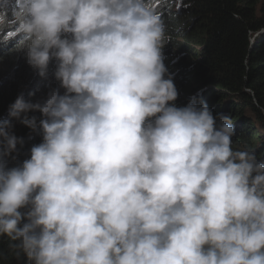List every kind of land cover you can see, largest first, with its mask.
<instances>
[{"label": "clouds", "instance_id": "clouds-1", "mask_svg": "<svg viewBox=\"0 0 264 264\" xmlns=\"http://www.w3.org/2000/svg\"><path fill=\"white\" fill-rule=\"evenodd\" d=\"M6 7L0 39L22 33L17 50L41 76L55 58L65 89L9 106L33 130L28 113L44 117L30 159L13 168L0 160V236L17 256L264 264V161L233 149L231 117L216 128L207 103H169L178 92L165 78V26L151 0H15L8 20ZM0 137L4 157L23 144L7 127Z\"/></svg>", "mask_w": 264, "mask_h": 264}, {"label": "trees", "instance_id": "trees-1", "mask_svg": "<svg viewBox=\"0 0 264 264\" xmlns=\"http://www.w3.org/2000/svg\"><path fill=\"white\" fill-rule=\"evenodd\" d=\"M151 6L160 15L170 43L169 50L166 44L162 48L165 78L171 74L178 97L169 103L176 107L207 103L216 128L221 115L231 117L233 149L252 150L257 162L264 161V0H151ZM12 12L14 4H9L6 20ZM6 25L0 22V33ZM22 36L0 39V127L23 138L18 152L0 155L7 168L30 159L32 146L43 141L39 120L44 118L38 110L28 113L37 117L33 130L12 117L9 106L21 94L26 102L43 103L53 89L65 93L54 75L56 59L50 60L47 73L41 76L27 62L25 50H17ZM177 46L180 53L167 54ZM4 144L0 137V154ZM29 207L19 211L26 213ZM26 222L22 220L19 226ZM12 243L0 236V264H33L25 253L17 256Z\"/></svg>", "mask_w": 264, "mask_h": 264}, {"label": "rangeland", "instance_id": "rangeland-1", "mask_svg": "<svg viewBox=\"0 0 264 264\" xmlns=\"http://www.w3.org/2000/svg\"><path fill=\"white\" fill-rule=\"evenodd\" d=\"M3 3L4 4H7V5L14 4V6H15V2L13 0L12 1H9V0H0V8L2 7ZM0 36H4V35L2 33H0ZM254 38L255 37L252 38V41L254 40ZM176 41H179L180 43H182V40L178 39V37L176 38ZM168 42H169V38L165 35V44L167 45L168 50H169L170 49V43H168ZM180 48H181L180 46H177V50L176 51H173V50L172 51H168L167 50L166 52H167V54H171L173 56H176L178 53L181 52Z\"/></svg>", "mask_w": 264, "mask_h": 264}, {"label": "bare ground", "instance_id": "bare-ground-1", "mask_svg": "<svg viewBox=\"0 0 264 264\" xmlns=\"http://www.w3.org/2000/svg\"><path fill=\"white\" fill-rule=\"evenodd\" d=\"M70 35V34H69Z\"/></svg>", "mask_w": 264, "mask_h": 264}]
</instances>
